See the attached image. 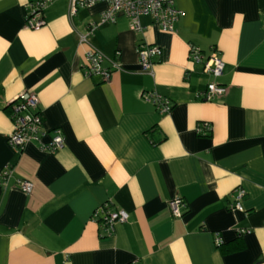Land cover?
Instances as JSON below:
<instances>
[{"label":"crops","instance_id":"0c3cea01","mask_svg":"<svg viewBox=\"0 0 264 264\" xmlns=\"http://www.w3.org/2000/svg\"><path fill=\"white\" fill-rule=\"evenodd\" d=\"M34 1L0 0V170L12 168L0 185V264H264V0H173L170 31L148 15L140 30L124 14L100 23L106 3L79 0L73 13L70 0L50 1L31 29ZM91 25L102 66L117 64L108 81L82 71ZM141 45L161 50L151 72ZM191 46L218 55L221 75L190 60ZM212 81L227 93L206 99ZM24 91L39 99L42 142L61 129L56 152L9 146L7 107ZM239 189L242 210L229 206ZM105 203L128 214L110 234L92 218Z\"/></svg>","mask_w":264,"mask_h":264},{"label":"built area","instance_id":"2783aa9c","mask_svg":"<svg viewBox=\"0 0 264 264\" xmlns=\"http://www.w3.org/2000/svg\"><path fill=\"white\" fill-rule=\"evenodd\" d=\"M52 0H36L29 3L28 12L26 14L25 25L27 28L37 29L44 24L43 9ZM71 1V13L75 12L76 0ZM97 2H105L106 8L100 15V23L115 22L119 14H124L131 20V28L140 30L141 26L139 18L142 15L150 16L156 24L163 30H173L175 22L181 15V11L174 6L173 0H79V4L83 6H91ZM96 25L89 26L87 32L81 34L80 42L88 43V49L83 56L81 64L82 71L85 76H100L101 80L108 81L111 77L113 69L117 68V64L113 60H109L110 66L103 67L102 63L106 59L105 55L96 47L89 43V34L95 29ZM161 50L157 46L141 45L138 49L139 63L141 69L145 72H151L153 58L158 56ZM189 58L195 62H202L203 71L215 77L221 75L224 62L215 54L204 56L203 52L194 46L189 49ZM227 93V87L215 81L209 82L204 91L206 99L223 96ZM153 103L160 112H168L172 107V103L168 98L162 97L155 93H149ZM39 99L35 93L24 91L20 93L10 104L9 117L12 122V129L7 136V142L13 149L20 150L25 144L36 141L40 144V148L49 152H56L64 146V137L59 128L52 130V135L48 143L42 142V137L46 134L43 127V119L38 109ZM12 173L10 166H4L0 170V185L6 188L9 176ZM16 188L26 194L31 193L33 183L26 179H17L15 181ZM244 190L237 191L236 200L230 204V208L242 210L240 200L244 195ZM184 203L180 198H173L169 201V209L173 216L181 215V206ZM92 218L97 222L98 226L110 234L114 230L117 223H124L128 220V214L123 209L112 208L110 204L105 203L97 207L92 214ZM246 230H241L245 232ZM215 243H221L220 238H215Z\"/></svg>","mask_w":264,"mask_h":264},{"label":"trees","instance_id":"16d2710c","mask_svg":"<svg viewBox=\"0 0 264 264\" xmlns=\"http://www.w3.org/2000/svg\"><path fill=\"white\" fill-rule=\"evenodd\" d=\"M9 108H10V105L7 107V109H9ZM219 246H222L221 243L219 244Z\"/></svg>","mask_w":264,"mask_h":264}]
</instances>
